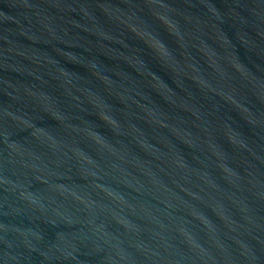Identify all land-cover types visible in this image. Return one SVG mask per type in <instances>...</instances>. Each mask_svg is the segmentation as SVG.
I'll return each mask as SVG.
<instances>
[{"label":"water","instance_id":"water-1","mask_svg":"<svg viewBox=\"0 0 264 264\" xmlns=\"http://www.w3.org/2000/svg\"><path fill=\"white\" fill-rule=\"evenodd\" d=\"M0 264H264V0H0Z\"/></svg>","mask_w":264,"mask_h":264}]
</instances>
